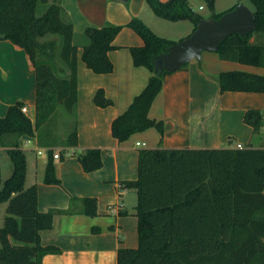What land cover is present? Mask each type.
I'll use <instances>...</instances> for the list:
<instances>
[{
  "label": "trees",
  "instance_id": "trees-1",
  "mask_svg": "<svg viewBox=\"0 0 264 264\" xmlns=\"http://www.w3.org/2000/svg\"><path fill=\"white\" fill-rule=\"evenodd\" d=\"M40 1L48 2L0 0V39L25 49L37 75L35 121L23 112V101L0 115V141L14 165L0 189V202H8L0 227V264H42L46 254L59 252L41 241V231L52 228L57 212L98 214L95 197L78 199L81 204L75 211L41 212L37 185L26 186L27 157L19 141L23 135L37 137L39 146L47 149L46 183H62L56 175V149L60 159L71 149L86 172L103 166L101 148L76 150L78 45L73 23L63 20L61 0L38 15ZM146 1L160 17L193 21L194 30L204 17L189 0ZM252 1L258 7L255 30L222 40L217 53L225 60L264 67V0ZM207 2L214 18L236 6L216 12V0ZM126 25L144 40V45L130 48L134 64L149 68L152 75L128 109L114 119L112 133L119 141L151 127L162 135L168 129L149 111L169 73H155V60L177 42L157 34L139 17ZM124 26L106 23L85 29L89 41L82 59L96 73L113 71L108 52L117 47L113 41ZM48 35H59L60 46L55 38L45 39ZM216 78L222 92H264V74L228 70ZM94 101L101 107L113 104L102 88ZM244 121L253 128L256 146L250 142L244 148L159 145L140 149L137 179L123 181L124 187L137 190L139 242L137 247H120L117 264H264V110L248 109Z\"/></svg>",
  "mask_w": 264,
  "mask_h": 264
},
{
  "label": "crops",
  "instance_id": "crops-1",
  "mask_svg": "<svg viewBox=\"0 0 264 264\" xmlns=\"http://www.w3.org/2000/svg\"><path fill=\"white\" fill-rule=\"evenodd\" d=\"M53 1H40L37 10L44 13ZM240 1H232L231 6ZM61 6L63 20L73 23L74 42L78 45L76 150L101 148L103 166L86 172L70 149L65 159L55 158L56 175L62 183H46L47 149L39 146L35 136L20 137L23 149L30 147L32 142L36 154L44 159L36 162L32 158L27 159L26 186L37 185L38 209L41 212L50 209L75 211L81 204L78 199L84 197H95L98 202V214L95 216L79 212H57L54 215L52 228L41 231V241L43 245L56 246L60 251L46 254L42 264H117L118 249L122 246L137 247L139 242L137 190L124 187L123 181L137 179L140 149L159 145L237 147L242 143L246 147L250 142L254 144L253 128L244 121V114L250 108L264 110V92H222L216 76L228 70L264 74V67L231 62L222 59L217 52H203L201 60L193 59L164 77L162 90L156 96L149 115L166 122V132L162 135L157 128L151 127L119 141L113 136L112 123L128 109L152 75L149 68L134 64L130 48L144 45V40L126 24L133 17H139L154 32L172 40L186 37L194 30L195 24L189 19L171 21L160 17L146 0H61ZM204 8L199 6V9ZM185 21L192 24H185ZM106 23L125 26L113 41L117 47L108 52L114 64L113 71L96 73L82 59L83 46L89 41L85 29ZM100 88L104 89L106 97L113 100V104L101 107L95 103L94 96ZM213 97L220 106L208 118L201 135L193 137L189 130L190 116L198 114ZM36 98V70L25 49L11 40L0 39V115L4 116L10 105L23 101L35 121ZM39 149L44 151L39 153ZM55 152L60 153V149Z\"/></svg>",
  "mask_w": 264,
  "mask_h": 264
},
{
  "label": "water",
  "instance_id": "water-1",
  "mask_svg": "<svg viewBox=\"0 0 264 264\" xmlns=\"http://www.w3.org/2000/svg\"><path fill=\"white\" fill-rule=\"evenodd\" d=\"M258 7L252 0H241L236 6L223 13L219 18H201L197 27L187 37L177 41L161 53L155 60V73L174 72L188 62L180 57L185 49L192 48L201 60L203 52H217L222 40L239 33L246 36L255 30V13ZM192 61V60H191Z\"/></svg>",
  "mask_w": 264,
  "mask_h": 264
},
{
  "label": "rangeland",
  "instance_id": "rangeland-1",
  "mask_svg": "<svg viewBox=\"0 0 264 264\" xmlns=\"http://www.w3.org/2000/svg\"><path fill=\"white\" fill-rule=\"evenodd\" d=\"M54 1H56V0H54ZM232 1H234V0H216L215 11H222L223 12V10H225L227 8L229 9V7H232L231 6ZM238 3L239 2H237V4ZM191 5H193L194 9L199 11L202 15H211L212 14L211 7H210L209 3L207 2V0H191ZM200 5H203V7H205V8L199 9ZM40 13H41V10H37V14L41 15L42 13L41 14ZM185 24H192V23H190L189 21H185ZM51 38L57 39V41L59 42V46H60L61 37L59 35H48L47 37H45V39H51ZM179 40H181V39H179ZM179 40H177V41H179ZM252 40H254V37L252 38ZM58 53H59V51H58ZM34 146H35V144L31 142L30 147L24 149L28 161L30 160L29 158H32V160L34 162H36L37 159L44 160L40 155L36 154L35 150L32 148ZM13 168H14V165H13V161L10 157V154H9L8 150L5 147H3V145L0 142V189L2 188L3 183L6 180V178H8L12 175ZM30 170H31V167H30ZM30 175H31V173H30ZM30 181H31V176L28 178V183H30ZM28 183H27V185H28ZM7 205H8L7 201H1L0 202V227L3 226L4 221H5V216L7 214ZM0 246H1V240H0Z\"/></svg>",
  "mask_w": 264,
  "mask_h": 264
},
{
  "label": "clouds",
  "instance_id": "clouds-1",
  "mask_svg": "<svg viewBox=\"0 0 264 264\" xmlns=\"http://www.w3.org/2000/svg\"><path fill=\"white\" fill-rule=\"evenodd\" d=\"M197 56L192 48L185 49L184 54L180 57L183 62H191ZM219 102L213 97L207 101L199 113H193L190 116V134L193 137H199L205 129L209 117H211L219 108Z\"/></svg>",
  "mask_w": 264,
  "mask_h": 264
},
{
  "label": "built area",
  "instance_id": "built-area-1",
  "mask_svg": "<svg viewBox=\"0 0 264 264\" xmlns=\"http://www.w3.org/2000/svg\"><path fill=\"white\" fill-rule=\"evenodd\" d=\"M22 110H23L24 113H26L28 116H30V115H29V112H28V108H27L26 106H23V107H22ZM30 117H31V116H30ZM237 147H238V148H244L245 146H244L242 143H238V144H237ZM43 151H44L43 149H39V150H38L39 153H42ZM54 156H55V158H59V157H60V154L57 152V153H55Z\"/></svg>",
  "mask_w": 264,
  "mask_h": 264
}]
</instances>
